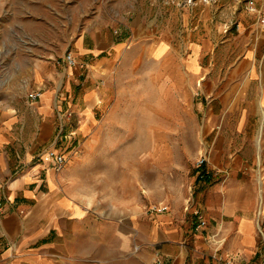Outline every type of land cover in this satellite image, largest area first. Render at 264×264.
Segmentation results:
<instances>
[{
    "label": "rangeland",
    "instance_id": "obj_1",
    "mask_svg": "<svg viewBox=\"0 0 264 264\" xmlns=\"http://www.w3.org/2000/svg\"><path fill=\"white\" fill-rule=\"evenodd\" d=\"M160 1L168 44L155 55L144 0H0V89L18 85L27 58L62 74L69 52L85 60L75 55L83 35L116 40L90 130L80 132L74 89L64 108L61 130L80 132L63 146L65 182L103 213L167 204L193 236L216 182L200 173L242 175L264 160V0Z\"/></svg>",
    "mask_w": 264,
    "mask_h": 264
},
{
    "label": "crops",
    "instance_id": "obj_2",
    "mask_svg": "<svg viewBox=\"0 0 264 264\" xmlns=\"http://www.w3.org/2000/svg\"><path fill=\"white\" fill-rule=\"evenodd\" d=\"M166 9L160 0H144L143 34L155 55L168 44L155 24ZM117 43L83 35L75 55L85 60L78 65L60 74L45 60L27 58L18 85L0 89V264H264V160L242 175L214 172L207 224L193 236L168 211L137 205L103 213L72 195L64 169L51 166L48 151L60 145L72 90L86 133L102 99L100 77L111 70L113 57L103 53ZM261 85L264 92V78ZM261 144L264 152L263 134Z\"/></svg>",
    "mask_w": 264,
    "mask_h": 264
},
{
    "label": "built area",
    "instance_id": "obj_3",
    "mask_svg": "<svg viewBox=\"0 0 264 264\" xmlns=\"http://www.w3.org/2000/svg\"><path fill=\"white\" fill-rule=\"evenodd\" d=\"M184 3L186 4H192L194 2V0H183ZM253 2V1H251ZM252 10H255V6L252 5L250 7ZM262 20L264 22V12H263V15H262ZM66 59H67V62L69 63V65L73 66V65H78V61L76 60L75 56L73 55L72 52H69L67 55H66ZM39 93L38 92H31L29 93V96L31 98H36L38 97ZM81 121V120H80ZM77 131H70V132H64V130H61L57 136V141L59 143H61L59 146H56V147H53L51 149H49L48 151V157L51 161V166L56 170V171H60L63 169L65 163H66V155H65V148L67 149V147L71 144L73 138H74V135L76 134ZM65 145V148L63 147ZM203 162V161H201ZM200 176L201 177H205V176H212V172L209 171V170H205V171H202L200 173ZM0 205H1V202H0ZM155 209H157L158 211H165L168 209V205L167 204H162V203H159L158 205H154ZM197 216H198V223H197V226L196 228H200V227H203L207 224V220L206 218L204 217L203 214L197 212ZM220 260L222 258H219ZM222 264H234L232 261H229V260H226L224 263Z\"/></svg>",
    "mask_w": 264,
    "mask_h": 264
},
{
    "label": "trees",
    "instance_id": "obj_4",
    "mask_svg": "<svg viewBox=\"0 0 264 264\" xmlns=\"http://www.w3.org/2000/svg\"><path fill=\"white\" fill-rule=\"evenodd\" d=\"M202 178H204V181L207 182V183H209V182H211L213 180L212 176H205V177H202Z\"/></svg>",
    "mask_w": 264,
    "mask_h": 264
},
{
    "label": "bare ground",
    "instance_id": "obj_5",
    "mask_svg": "<svg viewBox=\"0 0 264 264\" xmlns=\"http://www.w3.org/2000/svg\"><path fill=\"white\" fill-rule=\"evenodd\" d=\"M263 116H264V112H263Z\"/></svg>",
    "mask_w": 264,
    "mask_h": 264
}]
</instances>
